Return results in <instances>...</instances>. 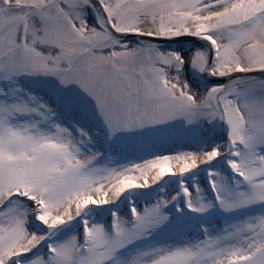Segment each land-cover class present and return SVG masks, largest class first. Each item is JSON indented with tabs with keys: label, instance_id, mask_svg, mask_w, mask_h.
<instances>
[{
	"label": "snow or ice",
	"instance_id": "snow-or-ice-1",
	"mask_svg": "<svg viewBox=\"0 0 264 264\" xmlns=\"http://www.w3.org/2000/svg\"><path fill=\"white\" fill-rule=\"evenodd\" d=\"M0 264H264V0H0Z\"/></svg>",
	"mask_w": 264,
	"mask_h": 264
},
{
	"label": "rangeland",
	"instance_id": "rangeland-1",
	"mask_svg": "<svg viewBox=\"0 0 264 264\" xmlns=\"http://www.w3.org/2000/svg\"><path fill=\"white\" fill-rule=\"evenodd\" d=\"M186 54V53H185ZM193 69H188L185 72V76L187 78L191 77L190 74H192ZM191 79V78H190ZM99 128L101 127L103 129V132L99 131L97 132V135L100 136V138L103 135H106V130L103 128L102 125L97 124L94 122ZM178 135L184 136L187 135L186 133H177ZM136 137H143L144 138V144H137L135 138ZM99 139V137H98ZM113 141H116L115 145ZM111 141V145L107 151H100L105 152V154L111 153L117 157V162H124L128 159H139L142 158L143 155L145 154L146 151L148 150H175L178 147L181 146H187V147H198L197 144L192 143L190 140H183V141H178L175 143H159L157 140V136L155 133L152 132H144V131H137L135 133H132L130 136L128 134H117V139ZM211 140L205 143V147H210L211 146ZM130 143V144H129ZM100 145V143H98ZM128 144V145H125ZM124 145V146H123ZM131 145H137L138 149H134V146ZM191 175V174H189ZM188 177H186L187 179ZM197 180L200 181L201 183H205V178H203L202 175L197 174ZM167 180V178H165ZM174 183V182H171ZM189 183H191V180L189 179ZM158 186H152L149 189H138V190H133L129 193H127V196H130L132 201L139 203V201L144 200V196L150 192H154ZM207 190V189H206ZM210 195V194H209ZM183 200V199H182ZM123 209V206H122ZM219 211L221 213H224L223 210L219 209L218 207L215 208H210L206 210L205 212L209 211ZM204 213V212H203ZM201 214V212H197L194 210H189L187 207L183 208L177 216H171L170 215V220L168 223H166L163 227L173 225V224H178L181 222L188 221L190 218L195 217L197 215ZM210 222L215 221L213 218H209ZM219 221L220 223L223 222V220H216ZM219 223V224H220ZM161 227V228H163Z\"/></svg>",
	"mask_w": 264,
	"mask_h": 264
},
{
	"label": "bare ground",
	"instance_id": "bare-ground-1",
	"mask_svg": "<svg viewBox=\"0 0 264 264\" xmlns=\"http://www.w3.org/2000/svg\"><path fill=\"white\" fill-rule=\"evenodd\" d=\"M90 132H91V134L94 136V138H95V140L97 141V136L95 135V131H92V130H89ZM96 146L99 148V146H98V142H96ZM100 149V148H99ZM125 202H127L126 201V199H125ZM178 203L180 204V207L182 206V201L181 200H179L178 201ZM195 229V227L192 229V231Z\"/></svg>",
	"mask_w": 264,
	"mask_h": 264
}]
</instances>
